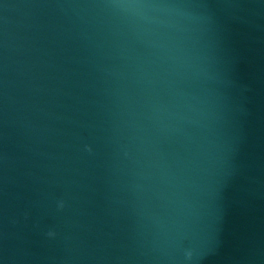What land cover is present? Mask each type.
<instances>
[{
	"label": "water",
	"instance_id": "1",
	"mask_svg": "<svg viewBox=\"0 0 264 264\" xmlns=\"http://www.w3.org/2000/svg\"><path fill=\"white\" fill-rule=\"evenodd\" d=\"M0 264H264V0H0Z\"/></svg>",
	"mask_w": 264,
	"mask_h": 264
},
{
	"label": "clouds",
	"instance_id": "2",
	"mask_svg": "<svg viewBox=\"0 0 264 264\" xmlns=\"http://www.w3.org/2000/svg\"><path fill=\"white\" fill-rule=\"evenodd\" d=\"M62 206V205H61ZM50 235H51V233H50Z\"/></svg>",
	"mask_w": 264,
	"mask_h": 264
}]
</instances>
